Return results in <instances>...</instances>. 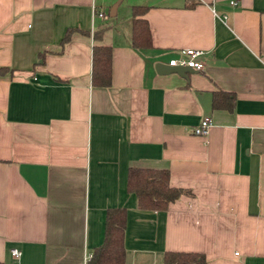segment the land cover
Returning <instances> with one entry per match:
<instances>
[{
    "label": "crops",
    "instance_id": "1",
    "mask_svg": "<svg viewBox=\"0 0 264 264\" xmlns=\"http://www.w3.org/2000/svg\"><path fill=\"white\" fill-rule=\"evenodd\" d=\"M113 1L0 0V263L84 264L106 208L123 207L124 264L165 250L264 264V0H119L109 15ZM93 43L110 49L106 85L91 82ZM184 46L202 68L156 71ZM216 90L230 108L211 106ZM130 166L165 168L183 191L138 207Z\"/></svg>",
    "mask_w": 264,
    "mask_h": 264
},
{
    "label": "trees",
    "instance_id": "2",
    "mask_svg": "<svg viewBox=\"0 0 264 264\" xmlns=\"http://www.w3.org/2000/svg\"><path fill=\"white\" fill-rule=\"evenodd\" d=\"M145 5H131V39L132 45L141 46L149 42V32L144 17L140 16ZM68 34L66 29L62 39ZM97 37L98 32L93 33ZM90 78L95 84H108L110 76V49L108 45L93 43L90 50ZM6 66H0V72ZM218 94H225L219 98ZM232 93L213 91L211 106L231 107ZM168 172L165 168L130 166L127 172L126 187L136 197L138 207L164 208L168 201L176 197L183 188L168 184ZM185 191V190H184ZM125 211L123 207H108L104 213L102 240L93 246L84 264H124L122 232ZM163 264H203L200 253L190 251L165 250ZM1 264V263H0Z\"/></svg>",
    "mask_w": 264,
    "mask_h": 264
},
{
    "label": "built area",
    "instance_id": "3",
    "mask_svg": "<svg viewBox=\"0 0 264 264\" xmlns=\"http://www.w3.org/2000/svg\"><path fill=\"white\" fill-rule=\"evenodd\" d=\"M229 4L236 3L237 0H227ZM93 13L97 15H102L103 11L100 8H93ZM203 53L202 48L184 46L178 48L177 55L170 56L167 60L169 64H186L193 68L200 69L203 66V62L199 59V55ZM211 124L209 116H202L200 120L193 125L192 132L195 134L205 135L207 132L208 126ZM10 253L13 256L19 254V249L17 247H11ZM89 256V254H88Z\"/></svg>",
    "mask_w": 264,
    "mask_h": 264
},
{
    "label": "water",
    "instance_id": "4",
    "mask_svg": "<svg viewBox=\"0 0 264 264\" xmlns=\"http://www.w3.org/2000/svg\"><path fill=\"white\" fill-rule=\"evenodd\" d=\"M119 0H114L109 8H108V14L112 15L114 14L115 11V7L116 4ZM154 67L156 69V71H160V72H166V71H170V70H176L178 72H185L186 70L192 69L193 67L186 65V64H169L167 62H154ZM194 69V68H193Z\"/></svg>",
    "mask_w": 264,
    "mask_h": 264
},
{
    "label": "rangeland",
    "instance_id": "5",
    "mask_svg": "<svg viewBox=\"0 0 264 264\" xmlns=\"http://www.w3.org/2000/svg\"><path fill=\"white\" fill-rule=\"evenodd\" d=\"M107 5H108L107 2H105V4L102 5V8H103L104 14H105V18L109 17V15L107 14V8H108Z\"/></svg>",
    "mask_w": 264,
    "mask_h": 264
}]
</instances>
